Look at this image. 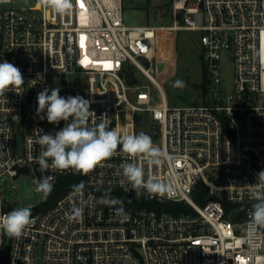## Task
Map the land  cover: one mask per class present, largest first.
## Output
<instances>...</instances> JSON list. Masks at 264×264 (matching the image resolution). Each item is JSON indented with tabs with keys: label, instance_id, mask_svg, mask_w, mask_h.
<instances>
[{
	"label": "built area",
	"instance_id": "1",
	"mask_svg": "<svg viewBox=\"0 0 264 264\" xmlns=\"http://www.w3.org/2000/svg\"><path fill=\"white\" fill-rule=\"evenodd\" d=\"M188 1H171L170 25L130 26L123 21V0H75L72 14L64 17L32 8L35 0L26 7L0 0V62L14 64L25 80L19 94L0 97V175L15 179L26 167L42 177L34 130L55 132L64 122L49 124L36 116L37 94L57 87L63 97L89 100L90 110L97 117L106 114L120 133L137 134V112H145L151 127L160 126V143L154 144L174 162L153 166L118 150L86 176L50 169L45 175L53 184L63 176L77 178L72 186L84 182L83 194L68 186L50 207L29 206L34 223L19 239L0 232V264H36L37 246L45 264H258L264 257V233L248 238L255 202L250 184L264 170V0ZM177 29L201 32L209 80L203 101L170 106L150 65L158 32ZM224 51L233 63L230 91L220 77ZM136 72L155 85L158 104L148 85L136 83ZM93 121L99 123L95 116ZM124 162L138 163L146 179L174 177V194L133 190L122 176ZM199 181L210 197L204 204L192 198ZM105 195L122 196L126 215L97 202ZM223 199L235 204L242 219L226 218ZM149 201H180L192 210L173 214L148 206ZM73 206L82 207L83 216L70 222L66 216ZM11 210L0 198V216Z\"/></svg>",
	"mask_w": 264,
	"mask_h": 264
},
{
	"label": "clouds",
	"instance_id": "2",
	"mask_svg": "<svg viewBox=\"0 0 264 264\" xmlns=\"http://www.w3.org/2000/svg\"><path fill=\"white\" fill-rule=\"evenodd\" d=\"M31 7L45 14L64 17L72 14L75 0H35ZM24 83L18 67L7 60L0 62V97L5 98L9 91L16 92ZM184 86V82L179 79L172 83L173 88ZM59 93L60 88L57 87L51 90L44 88L37 94L36 116L41 120L46 119L49 124L59 125L61 121L64 122V127L55 132H45L40 128L34 130L37 132L35 143L40 145L36 163L43 175L39 179L35 178L33 184L34 191L43 199H47L54 188L52 179L45 175L50 169L61 173L71 170L74 174L86 176L103 161L113 157L118 150L127 153L131 158L142 156L153 166H160L165 162L174 163L165 151L154 144L148 134L117 132L110 127L111 121L106 114L97 117L90 110L89 100L79 95L63 97ZM93 116L99 123H90ZM120 168L122 176L137 192L144 191L160 197L174 194V177L146 179L144 169L135 162H124ZM255 176L256 182L250 184L249 192L250 199L255 201L249 212V239L264 233V170L257 172ZM84 189V182L72 186V192L77 196L82 195ZM97 202L113 207L118 216L126 215L123 203L118 199L105 195ZM82 216L83 208L73 206L66 218L71 222ZM33 223L31 208L17 207L0 216V232L9 238L19 239ZM257 260L258 264H264V257H258Z\"/></svg>",
	"mask_w": 264,
	"mask_h": 264
},
{
	"label": "rangeland",
	"instance_id": "3",
	"mask_svg": "<svg viewBox=\"0 0 264 264\" xmlns=\"http://www.w3.org/2000/svg\"><path fill=\"white\" fill-rule=\"evenodd\" d=\"M34 0H15L14 4L8 7H26ZM172 0H123L122 16L127 25H170L173 16L170 10ZM196 0H189V4H195ZM160 12H157V10ZM198 30H163L158 32L156 38L155 56L151 61V74L165 90L168 105H184L192 101H203L205 94H202L200 84L207 85L209 78L204 75L202 46ZM220 77L222 84L227 91L231 90L233 80L232 58L227 52H222L219 60ZM136 83L148 85L154 97L155 103L160 98L154 84H152L140 72L135 73ZM184 82L183 88H173L175 80ZM211 85V84H209ZM173 92V93H171ZM156 130V135L150 131ZM137 134L144 132L152 137L157 145L160 143V126L155 124L151 127L148 115L145 112H137L136 123ZM14 149L17 154L21 152V140L15 139ZM37 178L33 171L20 173L15 179L7 174L0 175V198L12 209L17 207L38 206L46 199L34 191L33 180ZM38 179V178H37ZM193 198V197H192ZM193 200L197 202L194 198ZM36 264H45L43 252L40 246L35 249Z\"/></svg>",
	"mask_w": 264,
	"mask_h": 264
},
{
	"label": "trees",
	"instance_id": "4",
	"mask_svg": "<svg viewBox=\"0 0 264 264\" xmlns=\"http://www.w3.org/2000/svg\"><path fill=\"white\" fill-rule=\"evenodd\" d=\"M178 18H181V14H178ZM134 78V72L132 70H129L126 74V80L127 82L131 83L132 79ZM201 86V91L202 94L204 95L206 93L207 90V85L206 83L200 84ZM78 181L77 178L73 177V176H63L61 178H59L54 185L53 191L51 192V194L48 196V198L42 203V208H47L50 207L51 205H53V203L56 201V199L58 197H60L64 191L66 190V188L68 186H72L73 182ZM192 197L199 203V204H204L210 197L207 196V187L206 185L202 182L199 181L193 192H192ZM118 200L122 201L123 205H124V199L122 196H118L117 198ZM147 205L150 207H153L157 210H164L173 214H179L182 212H190L192 210V208L184 203V202H180V201H165V202H158V201H149L147 202ZM223 205H224V210H225V216L226 218H228L229 220L235 221V220H239L242 219L243 214L238 212V211H234V208L236 207L235 204L230 203L228 201H226L225 199H223Z\"/></svg>",
	"mask_w": 264,
	"mask_h": 264
},
{
	"label": "water",
	"instance_id": "5",
	"mask_svg": "<svg viewBox=\"0 0 264 264\" xmlns=\"http://www.w3.org/2000/svg\"><path fill=\"white\" fill-rule=\"evenodd\" d=\"M142 60L144 61V63H145L146 65H148V61H147L146 59L142 58ZM171 93H173V92H171ZM19 171H20V172L27 173V172H28V169H27L26 167H20V168H19Z\"/></svg>",
	"mask_w": 264,
	"mask_h": 264
}]
</instances>
